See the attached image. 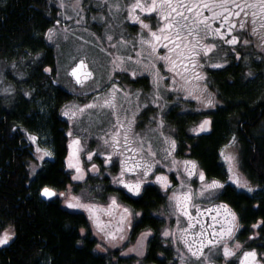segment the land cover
Segmentation results:
<instances>
[{
	"label": "snow or ice",
	"instance_id": "snow-or-ice-1",
	"mask_svg": "<svg viewBox=\"0 0 264 264\" xmlns=\"http://www.w3.org/2000/svg\"><path fill=\"white\" fill-rule=\"evenodd\" d=\"M58 3L65 12L58 13L55 24L43 33L45 40L50 43H56L61 33L64 40L69 38V34L76 35L68 24L63 29L58 27L62 23L61 16L77 27L86 18L81 15L84 11L82 0H74L71 4L58 0ZM99 7L102 11L105 7L108 9V13L99 17L106 23L108 14H123L126 10L125 20L133 25L139 24L140 30L131 40L123 34L117 39L108 28L104 35L90 33L91 40L83 35L78 37L88 45L96 41L103 45L106 40L107 46L100 47V51L106 53L111 67L107 69V81L104 83L96 81V71L86 56L72 57L66 67V75L74 81V85L84 87L95 82V88H89L92 99L86 103H68L61 108L60 114L66 118L68 125L64 162L66 168L72 170L71 179L84 180L89 168L92 173L98 174L110 167L116 172L115 175L109 173L112 184L123 186L133 195L141 194L142 186L148 182L158 184L167 196V213L174 217L176 225L175 228L171 224L163 227L160 236L165 238L166 243L170 241L179 245L176 247L179 264H220L221 259L223 264H264V252L246 247L236 238L237 231L242 227L237 212L224 200L216 202L226 185H235L249 193L260 187L250 184L240 173L238 154L232 150L237 142L235 133L218 150V156L223 161L222 178L210 177L196 159L176 158L178 142L172 134L175 128L167 121L169 103L177 107L181 102L190 105L191 101H195V111L201 115L203 109L216 106V94L209 90L203 69L220 48L229 51L222 60L210 64L213 68H222L227 64L228 54H234L237 60L248 59L238 49L241 43L244 46L251 43L250 39L241 41L240 37V33L247 31L249 18L253 25L252 36L259 37L257 47L264 49V0H124L123 4L120 0L114 3L101 0ZM68 8L76 13L75 17L67 15ZM153 17L154 23L146 22L152 21ZM92 19L96 20L97 17L93 16ZM84 30L88 31L87 27ZM121 49L128 54L124 55ZM28 56L38 64L42 52L37 51L34 56L29 52ZM12 66L16 67L15 62ZM43 71L51 73L54 69L45 66ZM141 73L151 77L150 98L146 97L144 103L154 107V114L149 119L151 126L143 132H137L134 126L138 119L137 113L143 107L140 103L143 93L137 90L133 94L130 89H126L121 84V74L135 79ZM18 75L23 76L24 73ZM0 91L7 93L14 89L9 85ZM73 91L76 92L75 87ZM173 94V101L165 99ZM24 95H31V92L26 91ZM133 97L136 100L134 106ZM89 110L103 117L93 122L99 125L95 133L96 148H90L85 143L87 137L77 134L76 125ZM16 127L13 125V128ZM211 127V117L203 115V119L194 121L188 131L199 135ZM21 130L35 160L44 161L46 157L54 155L50 147L42 146L46 141L41 139L38 132L27 128ZM84 156L87 157V163L82 159ZM97 157L102 158L100 164L92 162ZM161 163L169 170H176L178 184H174L169 175L157 167ZM28 167L29 175L33 176L40 165L32 163ZM170 188L173 190L169 193ZM39 192L45 198H62L68 208L86 210L94 231L102 233V238L113 247L128 238L127 230L135 229L133 221L141 215L119 203L116 195L108 197L106 207L84 202L82 196L72 194L71 184L64 191L44 184ZM202 202H206V205ZM101 209L110 217H115L119 209L118 220H102L99 215ZM251 229L249 240L264 233V217L252 223ZM85 231L84 227L80 228L82 234ZM154 232L153 227L147 226L139 233L136 244L127 248L125 254L134 252L143 256L146 241ZM15 235L14 225L8 223L0 231V246L7 245ZM96 247L100 248L101 245L97 244Z\"/></svg>",
	"mask_w": 264,
	"mask_h": 264
},
{
	"label": "trees",
	"instance_id": "trees-1",
	"mask_svg": "<svg viewBox=\"0 0 264 264\" xmlns=\"http://www.w3.org/2000/svg\"><path fill=\"white\" fill-rule=\"evenodd\" d=\"M54 13L50 0H0V61L19 53L40 51L43 66H52L55 60L51 47L43 40V32L51 26ZM244 71L248 69L233 63L207 71L208 86L219 100V105L210 111H202L212 119L209 131L199 135L190 133L188 129L193 122L203 115L197 112L181 114L179 106L168 112L167 121L175 128L174 137L178 142L175 155L196 159L210 177L222 178L223 164L218 150L235 133L240 171L250 184L260 187L248 194L226 185L218 200L228 202L237 212L242 225L238 231L239 240L246 247L264 252V233L248 239L251 224L264 217V101L261 100L264 99V83L249 82ZM20 83L31 95L24 96L16 91L11 107L5 106V101L0 99V231L11 223L16 232L7 245L0 247V264L125 262L123 257L126 256L116 250L97 251L88 220L82 212L64 207L60 197L49 200L40 197L39 189L44 184L57 191L66 190L71 184L77 195L91 185L90 176L82 185L72 183L64 162L67 126L59 109L71 95L52 84L51 77L41 71L40 66L30 70ZM190 105L193 106L192 102ZM23 128L38 132L54 153L41 161L33 176L29 175L28 166L34 157L29 142L23 137ZM95 178V184L104 187V195L105 192L110 195L111 191L120 203L140 212V217L133 221L136 226L130 237L132 243L147 226L155 229L146 241L143 263L173 264V252L162 246L163 240L158 234L163 222L156 214L162 205L165 206L163 193L154 185H146L134 198L112 187L108 177ZM81 227L86 229L83 234Z\"/></svg>",
	"mask_w": 264,
	"mask_h": 264
},
{
	"label": "rangeland",
	"instance_id": "rangeland-1",
	"mask_svg": "<svg viewBox=\"0 0 264 264\" xmlns=\"http://www.w3.org/2000/svg\"><path fill=\"white\" fill-rule=\"evenodd\" d=\"M50 2L52 4L54 12H55L53 17H52L53 18L52 24L50 26V27H52L53 24H55L56 19L58 18L57 14L58 13H64L65 10L61 9L59 7L58 0H50ZM65 2L67 4H71L74 2V0H65ZM110 2L114 3L115 0H110ZM82 3H83L84 11L81 12V15L85 16L86 18L84 21L81 22V25L79 27H77L75 24H73L70 21L63 20L62 16L60 17L62 20V23L60 25H58V27L60 29H63L64 25L68 24L72 28V30L76 33L75 36L69 34V38L67 40H64L63 39V33H61L59 38L56 40V43H50V42L46 41L44 36H43V40L45 41V43L51 47L52 56L54 57V60H55L52 66L49 65L50 67H52L54 69L53 72L45 73L43 71V68L45 67V65L43 66V63L41 61L42 56L39 58L38 64L34 63L32 57L28 56V53L30 51H27L26 53H19L18 55H14L13 58L0 61V89L8 87L9 85H11V87L14 89V91L7 92V93L0 91V99L2 100L1 102L5 101V103H3L5 106H8V107L13 106L12 101H14L15 99L14 100H12V99L14 98L13 95L15 94L16 91H20L21 95H24L26 90L21 85L20 79L25 78V76L33 68L40 66V70L43 71L45 74H47L49 77H51L52 84L58 86L59 88H61L62 90H64L65 92H67L71 95V99L69 101H67L66 103H64L63 105H61L60 109H59L60 117L62 119H64L66 122V118L60 114L62 106L66 105L68 103H74V104L86 103L87 100H90L93 98V94L89 93V88H95V82H90L84 87H81V86L76 87L74 85V82L66 75V67H67V65L70 64L71 58L74 56H86L89 64L96 71V81H99L101 83H104L107 81V69L110 68L111 65L108 64V57H107L106 53L103 51H100V47L107 46L108 42L105 40L104 44L101 45L99 41H96L95 43L88 45V44H84L83 41H80L78 39V37L80 35H83L86 39L91 40L93 38L91 37L90 33L94 32V33H97L99 35H104L105 29L108 28V29H110L112 34L115 35V37L117 39H119V36L121 34H123L126 39L131 40V39H134L136 37V34L140 30V26H139V24L133 25V23H131L130 21L125 20V17L127 15L126 10L123 12V14H116L115 12L108 14L107 23L104 20H101L99 17L101 15H104L105 13H108L107 7H105L103 9V11L99 7L101 0H82ZM120 3L123 4L124 0H120ZM67 15L75 17L76 13L73 12L71 8H68L67 9ZM93 16H96L97 19L93 20L92 19ZM146 22L154 23L155 17L152 18V21L146 20ZM85 27H87L88 31L84 30ZM252 27H253V25L251 23V19L249 18L248 25H247V31L240 33L241 41H243V39H245V38H248L251 41L249 46H244L243 43H241V45L238 49L241 52L242 56H247L248 59L245 60V59L241 58V59L237 60L235 58L234 54H228L227 55L228 63L225 64L222 68H225L226 66H228L231 63L237 64V66L238 67L240 66V68L248 69V71H244L245 72L244 74H246V78H248V76H249V78H248L249 82H253L256 80L258 82L264 83V49L257 47V44L260 41H259L258 36H252V34H251ZM47 29L44 32H46ZM57 44H59V47H57ZM81 45H83V47H81ZM130 48H131V45H129V50H130ZM78 49H79V51H78ZM113 51H115V50H113ZM228 51H229L228 49L220 48L211 57V61H209L208 63L205 64L203 71L206 73L207 84H208V72L207 71L222 69V68H213L210 66V64L222 60ZM121 52L124 55L128 54V52L125 51L124 49H121ZM32 54L34 56L35 53H32ZM13 62H15V64H16L15 68H13V66H12ZM46 66H48V65H46ZM258 68H260V70H258ZM20 72H23L24 75L23 76L18 75V73H20ZM249 72L252 73L251 76L248 75ZM121 77H122L121 78V84L126 89H130L133 92V94H135V92L137 90H140L143 93V95L140 97V103L143 105V107H141L139 110V113H137L138 119H137L136 124L134 126L135 130L137 132H143L148 127L151 126V125H149V119L154 114V107L151 106L150 104L144 103L145 98L149 97V94L151 93V77L148 76L147 73L138 74L135 79H133L131 76H124L123 74H121ZM74 87L76 89V92L73 91ZM208 88H209V86H208ZM209 90L211 92H213L210 88H209ZM213 93H215V92H213ZM24 96H26V95H24ZM165 99L168 101H173L174 94H173V96H166ZM215 99L217 101V103H216V106H217V105H219V100L216 98V96H215ZM261 100L264 101V99H261ZM191 102H192L193 106L185 105L183 102H181L179 104V107H180L179 111L181 114L187 113V112H190V113L196 112L195 111V108H196L195 101H191ZM135 103H136V100H135V97H133V101H132L133 106L135 105ZM0 106H1V104H0ZM168 107L170 110H172L174 108V107H172V103H169ZM211 109L212 108L203 109L202 111L208 112ZM140 113H143V114L140 115ZM99 119H103V117L99 116L94 110H89V112L85 113L84 116L81 118V122L76 125L77 130H78L77 134H82L84 137H87V140L85 141V143L87 145H90V148H96L97 147V141H96L95 133L97 132V128L99 127V125H94L93 122L96 120H99ZM201 119H203V116ZM66 126L67 127L65 130V136H66V132L68 130L67 123H66ZM84 129H87V131H84ZM167 130L168 129H166V131ZM89 133H93V135H89ZM172 134L174 135V133H172ZM42 145H44V144H42ZM45 145H46V147H50V145L47 141H46ZM66 148H67V141H66ZM232 150H234L237 153V149H236L235 145L233 146ZM46 158L49 159L50 157H46ZM176 158L178 160L184 159V158H180L178 156H176ZM82 159L85 163H87V157L86 156L82 157ZM101 160H102V158L97 157L92 162L100 164ZM221 162L223 164L222 160H221ZM32 163H36V164L40 165L41 161L35 160V158H34V161H32L30 164H32ZM157 167L160 168L162 171H164L165 174L169 175V177L173 180L174 184L179 183L177 176H176V170L175 169L169 170V168L163 166V163H161L160 165H157ZM68 171L72 175V170L68 169ZM109 173H111V175L116 174V172L113 171L110 167L99 172L98 174L92 173L90 171V168H89V171L88 172L86 171V176L87 177L90 176L89 179H90L91 185H89V187H88V189H90V190H88L87 187H85V190H82L81 193H79L77 195L82 196L84 202H91V203H95V204L106 207V205L108 203V197L111 196L112 193L110 191V195H109V192L108 193L105 192V195H104V193L102 192L104 187L101 186V184H99V183L95 184V182H96L95 177L105 176V177H108L109 184H111L112 187L121 189L123 192L130 195L131 197L136 198L139 196V195H133L131 193H128L127 190L124 189L123 186H121V185L112 184L111 175ZM240 173L242 174L241 171H240ZM242 176H243V178H246L243 174H242ZM82 181H73V182L74 183L77 182L78 185H82L83 184ZM146 185L156 186L160 190V192L163 193V195L165 197V206L162 209H160V211L157 212V214H156V217L161 219L163 222L162 228L167 227L170 224L172 225L173 228H175L176 225L174 222V217H170L167 213L168 201H167V196L165 195L164 190L160 189L159 185L154 183V182H148ZM146 185H144V186H146ZM229 185H231V184H229ZM231 186H233L238 191H242V192L250 194L249 192H247L243 188H236L235 185H231ZM142 188H143V186H142ZM78 190H80V188ZM172 190L173 189L170 188L168 190L169 193ZM72 194H74V193H72ZM102 196H104V198H101ZM95 197H97V198H95ZM96 199H98V200H96ZM61 201H62L63 206L67 207L63 203L62 198H61ZM216 202H219V200H217ZM202 203H205V205H206V202H202ZM122 205H124V204H122ZM124 206H127V205H124ZM81 210H83L88 217L87 211L84 209H81ZM119 211L120 210L117 209L116 210V216L110 217L107 215L106 212L103 211V209H101L99 211V215H100L101 219L105 220V221L118 220ZM160 213H164V215L161 216ZM205 219L208 220V217H205ZM88 223H89L88 228H89V233H90L91 238L95 240L96 245L97 244L101 245L100 248L96 247L97 251H101V252H111L112 251L113 252V250H116L118 252L123 253L126 256V257H123L125 262H122V263L114 262V264H137L138 261L140 262V264H148V263H143L142 256H138L134 252H128L125 254V250L127 248H130L136 244V243H132L130 241L128 230H127L128 238L125 241L121 242V244H118L115 247H113L112 245L108 244L106 240H104L102 238L103 237L102 233L97 234L94 231L89 217H88ZM162 228L158 232L159 238L161 237L160 231L162 230ZM161 239L163 240L162 246L164 248L169 247L170 250L173 252L172 253V259L173 260L171 259V261H173V264H179V260L176 256V247L179 245L178 244H172L170 241L168 243H166L165 238H163V237H161ZM128 257H130V258H128ZM220 264H223L222 259L220 261Z\"/></svg>",
	"mask_w": 264,
	"mask_h": 264
},
{
	"label": "flooded vegetation",
	"instance_id": "flooded-vegetation-1",
	"mask_svg": "<svg viewBox=\"0 0 264 264\" xmlns=\"http://www.w3.org/2000/svg\"><path fill=\"white\" fill-rule=\"evenodd\" d=\"M80 86V85H79ZM79 86H77V87H79ZM66 155H67V148H66ZM67 169V168H66ZM68 170V169H67ZM87 172L89 171V169H87L86 170ZM72 176V175H71ZM87 176H86V174H85V179L82 181V182H84V181H86L87 179ZM71 182L72 183H74L73 182V180L71 179ZM77 183V182H76ZM68 188V187H67ZM66 188V189H67ZM74 194H76V193H74ZM59 200H61V198L59 199ZM61 204H62V201H61ZM63 205V204H62ZM65 207V206H64ZM73 210H76V211H78V212H82L85 216H86V218H87V220H88V217H87V215H86V213L83 211V210H81V209H73ZM88 225H89V223H88ZM239 231V230H238ZM237 231V233H236V238L239 240V238H238V234H239V232ZM128 234H129V239H130V237H131V234H132V229H128ZM240 241V240H239ZM136 243V242H135Z\"/></svg>",
	"mask_w": 264,
	"mask_h": 264
},
{
	"label": "water",
	"instance_id": "water-1",
	"mask_svg": "<svg viewBox=\"0 0 264 264\" xmlns=\"http://www.w3.org/2000/svg\"><path fill=\"white\" fill-rule=\"evenodd\" d=\"M68 76V75H67ZM69 77V76H68ZM70 78V77H69ZM71 79V78H70ZM72 80V79H71ZM73 81V80H72ZM74 82V81H73ZM76 86H79V85H76ZM40 197L41 198H43V199H47V200H49V199H52V198H45V197H43L41 194H40Z\"/></svg>",
	"mask_w": 264,
	"mask_h": 264
}]
</instances>
